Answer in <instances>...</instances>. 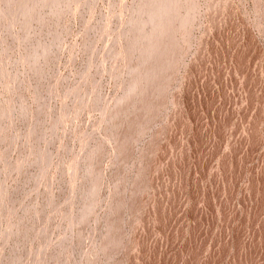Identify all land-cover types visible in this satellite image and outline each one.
<instances>
[{
	"label": "rangeland",
	"instance_id": "rangeland-1",
	"mask_svg": "<svg viewBox=\"0 0 264 264\" xmlns=\"http://www.w3.org/2000/svg\"><path fill=\"white\" fill-rule=\"evenodd\" d=\"M152 1L0 0V264H264V0Z\"/></svg>",
	"mask_w": 264,
	"mask_h": 264
},
{
	"label": "bare ground",
	"instance_id": "bare-ground-1",
	"mask_svg": "<svg viewBox=\"0 0 264 264\" xmlns=\"http://www.w3.org/2000/svg\"><path fill=\"white\" fill-rule=\"evenodd\" d=\"M171 0H153V11L151 12V15L149 17V22H154L158 21L160 23L157 24V27L154 28L153 34L158 33L162 30H164L170 21L173 19L172 18V13H171ZM151 4V5H152ZM152 50V47H149L147 50L150 52Z\"/></svg>",
	"mask_w": 264,
	"mask_h": 264
}]
</instances>
